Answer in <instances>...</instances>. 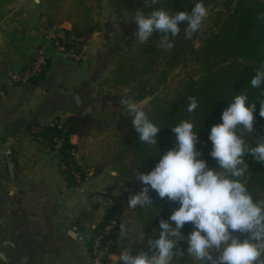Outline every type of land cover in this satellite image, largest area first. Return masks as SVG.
Returning a JSON list of instances; mask_svg holds the SVG:
<instances>
[{
  "label": "crops",
  "instance_id": "1",
  "mask_svg": "<svg viewBox=\"0 0 264 264\" xmlns=\"http://www.w3.org/2000/svg\"><path fill=\"white\" fill-rule=\"evenodd\" d=\"M50 1L0 0V264H95L91 237L114 208L133 215L122 224L127 232L125 247L99 264H118L131 241L144 243L141 223L127 205L129 196L143 185L135 176L119 174L113 161L116 143L106 140L109 132L70 136L76 159L86 172L85 180L76 186L60 170L59 155L33 138L30 129L50 125L73 111L125 112L121 96L143 102L147 110L156 94L140 100L135 92H108L102 87L117 56L125 51L126 40L127 21L109 13V0H85L90 11L76 17L55 14ZM47 26L73 34L93 27L86 35L75 34L86 44L84 60L76 63L55 56L38 80L10 85L6 74L26 63ZM111 126L118 129L120 123ZM181 248L186 250V242ZM171 264L198 262L185 255Z\"/></svg>",
  "mask_w": 264,
  "mask_h": 264
},
{
  "label": "trees",
  "instance_id": "2",
  "mask_svg": "<svg viewBox=\"0 0 264 264\" xmlns=\"http://www.w3.org/2000/svg\"><path fill=\"white\" fill-rule=\"evenodd\" d=\"M215 1L159 0L158 4L146 6V0H109L114 13L118 16L124 14L128 16L129 27L125 31V51L117 56L114 66L102 81V87L108 92L114 90L135 92L137 99L142 100L164 87L174 68L184 66L188 61L197 65L196 77L186 76L172 92H164L161 96L156 94L149 109L144 110L149 119L161 127L157 134V148L139 141V134L133 128L132 116L128 112L127 123L130 122L132 126L131 135L119 136L112 132L114 113L91 115L78 111H73L63 118H55L50 125L31 124L30 135L55 151L60 157V163L66 161L70 157L69 151L75 148L69 141L71 135L85 137L108 131L107 135L118 140L113 161L118 165L119 174L136 177L138 171L149 173L162 155L175 146L172 127L183 120H189L194 123V130L198 135L196 147L202 153L198 158L206 160L208 167L218 170L216 160L210 156L212 150L210 130L213 125L222 122V112L235 95L244 92L250 103L255 102L254 135H264V118L259 115V100L264 99V96L261 95L262 89L250 86L252 76L264 64V0H223L221 2L223 8L211 14L210 25L201 32L197 46L190 45V40L185 36L186 25L183 22L179 25L181 33L174 38V47L171 50L158 47V41L163 35L159 31H154L150 40L146 44H141L135 36L137 25L132 22L137 10L147 14L153 9L163 8L174 14L181 11L191 12L197 2H203L206 7H210ZM67 2L68 0H51L50 9L55 14L59 12L76 17L87 13L91 8L85 0H70L66 8ZM93 29V27L81 29L78 33L86 35ZM70 32L66 30L68 35L72 34ZM46 68L47 65L34 80L41 78ZM189 97H195L198 101L197 109L191 113L187 111ZM33 129L35 131H32ZM55 138L61 141L59 146L56 145ZM246 141L255 146V139L252 136H246ZM244 160L249 170L241 178L242 181L246 183L254 199H264V164L256 161L250 154H246ZM78 171L81 175L85 173L80 169ZM65 176L72 184L76 183L68 171L65 172ZM150 195L153 206L134 209V214L141 223L144 238V243L137 239L131 241L127 251L134 255L144 249L148 250V240L158 238L160 220L167 219L173 210L179 207L178 203L169 202L167 198H159L155 191H150ZM132 216L123 214L117 208L106 212L102 225L111 220L115 221L108 236L111 253L118 252L119 247H125L123 244L125 238L121 239L118 234L123 222L132 219ZM170 223L175 226L174 222ZM192 230V225L188 223L181 232L187 236ZM184 242H180V247Z\"/></svg>",
  "mask_w": 264,
  "mask_h": 264
},
{
  "label": "clouds",
  "instance_id": "3",
  "mask_svg": "<svg viewBox=\"0 0 264 264\" xmlns=\"http://www.w3.org/2000/svg\"><path fill=\"white\" fill-rule=\"evenodd\" d=\"M158 3L159 0H146L145 5ZM209 15V7L197 2L191 12L171 14L156 8L145 14L137 10L132 22L137 25L135 36L141 44L159 31L163 35L158 47L171 50L174 38L181 33V22L186 25V38L191 39ZM250 86L262 89L264 96V64L252 76ZM188 100L187 111L194 112L198 101L195 97ZM259 102V115L264 118V99ZM120 104L131 114L139 141L157 148L161 127L149 119L143 102L121 96ZM255 110V102L250 103L244 92L238 93L222 112V122L212 126L210 156L216 160L218 170L198 158L202 153L196 147L198 135L193 122L183 120L172 127L175 146L162 155L149 173L137 172L136 178L143 187L129 196L127 205L132 209L151 207L150 191H155L159 198H167L179 207L167 219L160 220L158 238L148 240L147 252L134 255L122 251L118 264H171L185 255L198 264H264V199H254L241 179L249 170L246 154L264 164V135H254ZM246 136L255 139V146L246 141ZM188 223L193 230L185 236L181 229ZM126 236L122 225L120 238ZM181 241L186 242V250L180 247Z\"/></svg>",
  "mask_w": 264,
  "mask_h": 264
},
{
  "label": "built area",
  "instance_id": "4",
  "mask_svg": "<svg viewBox=\"0 0 264 264\" xmlns=\"http://www.w3.org/2000/svg\"><path fill=\"white\" fill-rule=\"evenodd\" d=\"M85 55L86 44L84 41L73 35H68L66 30L61 27L44 28L40 43L33 50L26 63L22 67L8 72L5 79L10 85H25L38 77L53 57L62 56L77 63L83 61ZM54 140L57 146L61 144L59 139L55 138ZM69 155L70 157L66 161L59 163L60 170L64 174L68 171L76 182L81 183L82 177L77 168L76 149L72 148ZM114 225V220L101 225L91 237L90 253L95 264L105 261L111 254L108 236Z\"/></svg>",
  "mask_w": 264,
  "mask_h": 264
},
{
  "label": "rangeland",
  "instance_id": "5",
  "mask_svg": "<svg viewBox=\"0 0 264 264\" xmlns=\"http://www.w3.org/2000/svg\"><path fill=\"white\" fill-rule=\"evenodd\" d=\"M92 1L94 2L95 0H92ZM222 1L223 0H216L215 3L212 4L209 7L210 15L204 21V24H203V27L201 28V30L198 33L193 34L192 38L189 39L190 40V45L197 46L198 39H199V36H200L201 32L210 25L211 17H212L211 14L215 10L223 8L222 5H221ZM108 9H109V13L110 14H112V15L117 17L116 19H118V18L120 19L121 18L120 20H123V21L126 20L127 21L125 29H127L129 27V25H128L129 24L128 23V16L126 14L120 15L121 17L118 16L116 13H114L112 11V9L110 8V4L109 3H108ZM46 28L47 29L48 28H53V26L52 27L51 26L50 27L47 26ZM54 28H59V26H55ZM70 33H72L71 35H73V31L70 32ZM73 36L76 37V38L79 37V36H75V35H73ZM80 40H82V39L80 38ZM186 76H190V77H196L197 76V65L195 63L188 61V62H186V64L184 66L179 65L178 67L174 68V70L171 73L170 78L168 79L167 84L164 87H161L160 90L156 94H159L161 96L164 92H167V93L172 92L173 90H175L178 87L179 81L184 79ZM144 110H146V109H144ZM118 113H121V112H117V110L114 111V114H115L114 117H113L114 123H112V124H117L118 125L120 123V126H119L118 129H116V128L113 129V127H112V132L117 133V135H119V136L120 135H122V136L131 135L132 131H131L130 128L132 126L130 124H127V121H128L127 120V112L126 111L122 112L121 115H119ZM128 123H130V122H128ZM106 140L110 141V142L114 141L115 143L118 142V140L116 138H113L111 135L109 137H106ZM114 151H115V146H114V149L112 151V154L114 153ZM77 164H78L77 165L78 169H80V171L83 170L85 172V170L82 169V166L78 163V161H77ZM85 173L83 174L84 176H85ZM83 175H81V177H82L81 178V183H78V182H76L74 180L76 182V183H74V185L78 186V185L82 184V182L85 180Z\"/></svg>",
  "mask_w": 264,
  "mask_h": 264
}]
</instances>
